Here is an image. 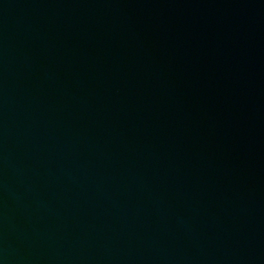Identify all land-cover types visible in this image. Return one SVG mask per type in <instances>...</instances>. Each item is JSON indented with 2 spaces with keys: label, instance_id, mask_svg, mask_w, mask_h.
Segmentation results:
<instances>
[{
  "label": "water",
  "instance_id": "1",
  "mask_svg": "<svg viewBox=\"0 0 264 264\" xmlns=\"http://www.w3.org/2000/svg\"><path fill=\"white\" fill-rule=\"evenodd\" d=\"M0 264H264V0H0Z\"/></svg>",
  "mask_w": 264,
  "mask_h": 264
}]
</instances>
